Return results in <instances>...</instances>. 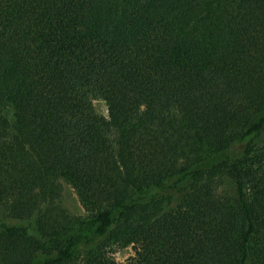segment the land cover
Returning a JSON list of instances; mask_svg holds the SVG:
<instances>
[{"label": "trees", "instance_id": "16d2710c", "mask_svg": "<svg viewBox=\"0 0 264 264\" xmlns=\"http://www.w3.org/2000/svg\"><path fill=\"white\" fill-rule=\"evenodd\" d=\"M0 264H264V0H0Z\"/></svg>", "mask_w": 264, "mask_h": 264}, {"label": "rangeland", "instance_id": "374dc122", "mask_svg": "<svg viewBox=\"0 0 264 264\" xmlns=\"http://www.w3.org/2000/svg\"><path fill=\"white\" fill-rule=\"evenodd\" d=\"M94 104L100 113L107 115L108 110L105 101L95 100ZM57 203L60 204L62 208L71 215L84 216L87 213L80 203V200L73 187L66 182H63V188L60 191ZM113 249V256L118 262H126L130 257L135 255V249L132 245L124 247L115 246Z\"/></svg>", "mask_w": 264, "mask_h": 264}]
</instances>
